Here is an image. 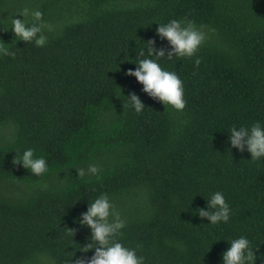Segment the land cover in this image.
I'll use <instances>...</instances> for the list:
<instances>
[{"label": "trees", "instance_id": "1", "mask_svg": "<svg viewBox=\"0 0 264 264\" xmlns=\"http://www.w3.org/2000/svg\"><path fill=\"white\" fill-rule=\"evenodd\" d=\"M24 8L51 25L45 46L11 30ZM184 18L207 39L193 57L159 58L183 82L175 110L125 73L148 41L170 47L157 23ZM0 40L15 52L0 57V264L90 257L79 219L101 193L144 264H222L241 235L264 264V158L231 147L227 130L264 124V0H0ZM27 148L46 158L43 176L13 163ZM90 163L99 178L77 176ZM216 191L230 219L207 224L196 209Z\"/></svg>", "mask_w": 264, "mask_h": 264}, {"label": "clouds", "instance_id": "2", "mask_svg": "<svg viewBox=\"0 0 264 264\" xmlns=\"http://www.w3.org/2000/svg\"><path fill=\"white\" fill-rule=\"evenodd\" d=\"M23 19L11 17V30L18 40L34 42L38 47L47 44L46 32L52 30L51 25L43 19L39 9L24 8L19 12ZM31 17L29 22L27 17ZM156 33L161 39H166L169 48L156 49L154 41H148V47L138 52L135 69H128L126 75L133 76L143 85L142 91L150 97L158 99L165 106L175 110H183L186 105L184 86L176 72L161 67L160 57L171 60L175 57H193L201 44L207 39L204 26L187 18L170 19L166 23H157ZM0 40V57H14L15 52ZM143 57V58H140ZM200 64V59H195ZM129 105L135 112L140 113L145 108L140 97L132 92L127 97ZM228 142L238 151L250 153L251 161L264 158V124L254 121L251 126L233 125L227 129ZM14 164H21L32 175L41 177L49 171L46 158L36 156L34 149L27 148L13 159ZM100 168L95 163L87 167L76 168L77 176L83 178L89 175L99 178ZM206 207L197 208L199 217L206 218L207 224L226 223L230 219L231 208L226 202L223 192L216 191L206 200ZM79 224L90 229V242L83 248L87 253L94 249L93 254L77 257L74 264H144L145 257L137 254L136 248L125 246L119 239L126 221L116 210L107 193H101L88 203L87 210L80 214ZM229 247L222 253V264H255L256 252L251 248L249 239L241 235L238 238L227 240Z\"/></svg>", "mask_w": 264, "mask_h": 264}]
</instances>
